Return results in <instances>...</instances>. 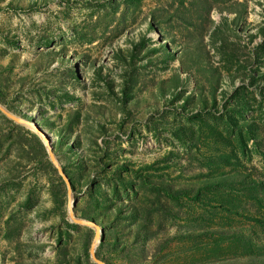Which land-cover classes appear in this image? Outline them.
<instances>
[{
  "label": "rangeland",
  "instance_id": "rangeland-1",
  "mask_svg": "<svg viewBox=\"0 0 264 264\" xmlns=\"http://www.w3.org/2000/svg\"><path fill=\"white\" fill-rule=\"evenodd\" d=\"M0 106V264H264V0H0Z\"/></svg>",
  "mask_w": 264,
  "mask_h": 264
},
{
  "label": "water",
  "instance_id": "water-1",
  "mask_svg": "<svg viewBox=\"0 0 264 264\" xmlns=\"http://www.w3.org/2000/svg\"><path fill=\"white\" fill-rule=\"evenodd\" d=\"M0 109L1 111H3L7 116L9 117H13L11 114H9L8 112H6L1 106H0ZM50 158L51 160L55 163L61 177L63 178V180L65 181L66 185L69 186L70 183H69V179L67 177V175L63 172L62 169H60V167L56 164V161L55 159L50 155ZM73 204V203H72ZM70 205V207H68V212H69V217L72 219V220H76V221H81V220H78L76 219L74 216H73V213H72V209L71 207L73 205ZM93 247H94V241L91 242L90 246H89V253H90V256L91 258L97 263V264H106L105 262H103L102 260L98 259L95 254H94V251H93Z\"/></svg>",
  "mask_w": 264,
  "mask_h": 264
}]
</instances>
